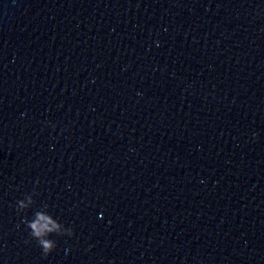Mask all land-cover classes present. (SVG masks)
Returning <instances> with one entry per match:
<instances>
[{"label":"water","instance_id":"95a60500","mask_svg":"<svg viewBox=\"0 0 264 264\" xmlns=\"http://www.w3.org/2000/svg\"><path fill=\"white\" fill-rule=\"evenodd\" d=\"M0 264H264V0H0Z\"/></svg>","mask_w":264,"mask_h":264},{"label":"clouds","instance_id":"9594fccd","mask_svg":"<svg viewBox=\"0 0 264 264\" xmlns=\"http://www.w3.org/2000/svg\"><path fill=\"white\" fill-rule=\"evenodd\" d=\"M32 203H34L32 196H26L17 202V211L28 208ZM26 227L29 229L30 236L37 241L45 256L56 248V240L52 238L53 234L69 237L73 235L71 228L65 227L44 211L36 212L31 220H27Z\"/></svg>","mask_w":264,"mask_h":264}]
</instances>
